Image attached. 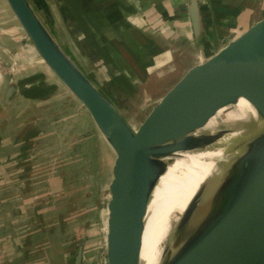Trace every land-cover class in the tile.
<instances>
[{
    "label": "water",
    "instance_id": "95a60500",
    "mask_svg": "<svg viewBox=\"0 0 264 264\" xmlns=\"http://www.w3.org/2000/svg\"><path fill=\"white\" fill-rule=\"evenodd\" d=\"M130 1L139 7L141 0ZM6 2L42 61L82 104L114 154L105 264H141L145 209L170 156L218 140H224V154L190 199L158 264H264V14L191 66L134 127L63 47L33 0ZM187 12L193 38L202 40L210 18L207 2L188 0ZM15 91L9 82L3 104ZM241 98L254 113L228 116ZM221 109L219 121L209 126ZM81 261L79 248L73 264Z\"/></svg>",
    "mask_w": 264,
    "mask_h": 264
},
{
    "label": "crops",
    "instance_id": "0c3cea01",
    "mask_svg": "<svg viewBox=\"0 0 264 264\" xmlns=\"http://www.w3.org/2000/svg\"><path fill=\"white\" fill-rule=\"evenodd\" d=\"M33 1L49 18L50 26L60 24L64 39L56 27L52 30L63 47L86 65L81 67L116 103L119 87L130 97H138L141 106L134 104L126 110L139 107L140 122L164 93L200 62L197 54V61L178 77L172 66L175 60L181 64L179 57L185 48L196 53L197 47L218 50L264 14V0H205L210 17L207 34L197 41L191 33L188 0H141L139 7L130 0ZM233 31L237 33L225 39V34ZM17 48V43L0 42V80L6 61L15 65L12 51ZM26 59H16L28 68L18 80L24 85L6 104L0 102V209L4 212L0 216V264H72L79 247L59 241L57 235L52 238L51 228L44 231L42 226L45 223L56 231L55 217L60 220L61 216L55 201L68 185L63 163H52L51 149L58 134L45 119L47 108L58 105L81 112L85 122L89 114L80 110L75 97L46 67ZM46 149H50V159L36 161L47 155ZM8 208L11 210L6 211ZM51 216L56 221H51ZM4 224L7 229L18 227L4 232ZM84 257L85 250L81 263Z\"/></svg>",
    "mask_w": 264,
    "mask_h": 264
},
{
    "label": "rangeland",
    "instance_id": "374dc122",
    "mask_svg": "<svg viewBox=\"0 0 264 264\" xmlns=\"http://www.w3.org/2000/svg\"><path fill=\"white\" fill-rule=\"evenodd\" d=\"M41 12L43 13L44 11L41 10ZM44 18L47 21L49 20L47 16H44ZM54 26L57 30L56 33L64 39L60 24H54ZM55 27L51 25L52 29ZM236 33V31H233L225 34V39L230 38ZM2 40H4V42L8 40V42L17 43L18 48L12 51L15 65H12V60L6 61L7 63L4 65L2 79L0 80L1 103H3V96L6 94L9 82H13L14 85L16 84L17 89L24 85L19 84L18 80L25 72H28V68L25 64H19L16 59L25 56L28 60H37L40 65L46 67L45 69L50 71L21 28L6 0H0V42ZM185 49L184 53H181L179 57L180 61H182L181 64L175 60L172 66V71L177 73L178 77L192 61L195 62L197 59H202L212 52L211 48L208 46L203 49L202 47H197V53L195 50L191 51L190 48ZM197 54L200 58L196 59L195 56H197ZM27 59L26 61H28ZM75 59L79 61L77 57H75ZM79 64L86 68V65L80 63V61ZM172 83L173 81L169 84ZM117 93L116 97L118 102L116 104L121 106L123 114L130 123L136 127L140 122L141 111L138 110L139 107H136L137 110L131 109V111H127L126 107H134V104H136V106H141V103L138 102V97L133 98V96H131V98L130 95H127L126 91H122L120 87ZM112 98L114 99V97ZM134 99H136V102ZM75 101L78 106L80 105V110L86 113V110L76 98ZM126 101H129V104L123 103ZM151 105L152 104L149 106ZM63 107L64 106L61 105L48 107V114L45 120L51 123L52 129L58 134V137L55 138L57 143H55V147L53 146L51 149L53 155L52 163L56 161L58 164L63 163L68 173L66 181L68 185L66 186L67 190L65 189L63 193L59 194L55 201V203L59 205L60 220H58L59 217L57 216L55 217L57 221L53 219V216H51L50 219L51 221L53 220V222H57L56 231L53 232L55 229L53 226L46 227L44 225L45 223H42V226L44 227V231L51 228L50 230L52 231L48 233L52 238H55V235H57L58 239L60 238L59 241H70L75 244L76 247L81 248L82 251L85 250L84 261L81 264H105L104 234L106 203L108 201L107 187L111 179V166L114 154L102 139L90 115L89 118H86L85 122L81 119L83 118L81 112L77 113V111L71 110L70 108L64 109L65 107ZM49 151L50 149L44 150V153H47V155L41 156L36 161L44 162L45 160H49ZM34 179L37 180L38 177L35 176ZM8 210H11V208H8L6 211ZM3 213L4 212L0 209V216L3 215ZM8 222L6 221L5 223L7 224ZM6 224L3 225V228H5ZM17 225L12 226L13 228H5L2 231H14L13 229L18 227ZM8 235L9 234H6V236ZM9 236L12 237V235ZM82 237H85V241H83L80 247L79 244ZM56 250L57 248H55V251ZM57 257L58 256H54V259Z\"/></svg>",
    "mask_w": 264,
    "mask_h": 264
},
{
    "label": "bare ground",
    "instance_id": "6f19581e",
    "mask_svg": "<svg viewBox=\"0 0 264 264\" xmlns=\"http://www.w3.org/2000/svg\"><path fill=\"white\" fill-rule=\"evenodd\" d=\"M228 116L242 119L254 113L243 98ZM219 110L209 122L219 121ZM224 154V140L204 148L179 151L170 156L165 170L155 183L145 209L141 237V264H158L169 235L186 209L200 183L218 166Z\"/></svg>",
    "mask_w": 264,
    "mask_h": 264
}]
</instances>
